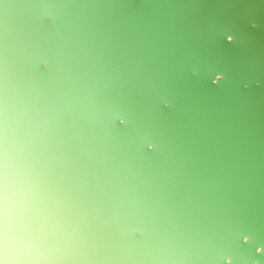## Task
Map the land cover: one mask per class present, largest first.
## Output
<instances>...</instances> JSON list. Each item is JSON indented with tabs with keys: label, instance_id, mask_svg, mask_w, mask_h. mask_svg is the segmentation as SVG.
<instances>
[{
	"label": "water",
	"instance_id": "1",
	"mask_svg": "<svg viewBox=\"0 0 264 264\" xmlns=\"http://www.w3.org/2000/svg\"><path fill=\"white\" fill-rule=\"evenodd\" d=\"M0 185L32 264H264V0H0Z\"/></svg>",
	"mask_w": 264,
	"mask_h": 264
},
{
	"label": "bare ground",
	"instance_id": "2",
	"mask_svg": "<svg viewBox=\"0 0 264 264\" xmlns=\"http://www.w3.org/2000/svg\"><path fill=\"white\" fill-rule=\"evenodd\" d=\"M114 30L117 31V28L115 26H114ZM115 75H117L118 77V73H115ZM157 139L153 136H151V138L148 137V140L153 141L157 144L156 145L157 151L161 158V163L164 162L169 167V169L172 172H174V169L172 168L171 163L168 159L169 155H171L170 152H167L165 150L166 148L165 149L163 148L164 144L163 145L158 144ZM176 150L178 151L176 152L178 154L179 150L177 149V147ZM180 158L182 157L180 156ZM152 163L154 168L157 169L158 166L154 164V162ZM174 165H176L177 167L178 165L182 166V164L179 161H178V165L174 161ZM0 189H3L1 185H0ZM9 203H11V201L9 202L6 196L3 193H1L0 194V226L4 227V229L0 227V264H25V263L32 264L33 256L30 250L26 248L22 240V237L20 235H24L23 236L24 239H27V236L24 233L22 234L20 233L18 229V225L15 222L12 210L9 206ZM19 254L23 261L20 260Z\"/></svg>",
	"mask_w": 264,
	"mask_h": 264
},
{
	"label": "clouds",
	"instance_id": "3",
	"mask_svg": "<svg viewBox=\"0 0 264 264\" xmlns=\"http://www.w3.org/2000/svg\"><path fill=\"white\" fill-rule=\"evenodd\" d=\"M229 39H231L230 37H229ZM214 83H215V81H213Z\"/></svg>",
	"mask_w": 264,
	"mask_h": 264
}]
</instances>
